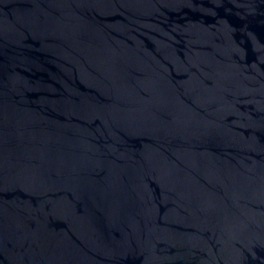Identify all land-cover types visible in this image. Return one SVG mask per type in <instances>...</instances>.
<instances>
[{
	"label": "water",
	"instance_id": "1",
	"mask_svg": "<svg viewBox=\"0 0 264 264\" xmlns=\"http://www.w3.org/2000/svg\"><path fill=\"white\" fill-rule=\"evenodd\" d=\"M0 264H264V0H0Z\"/></svg>",
	"mask_w": 264,
	"mask_h": 264
}]
</instances>
